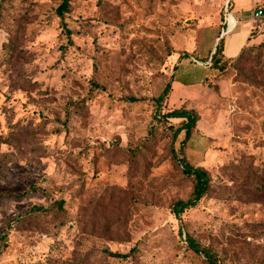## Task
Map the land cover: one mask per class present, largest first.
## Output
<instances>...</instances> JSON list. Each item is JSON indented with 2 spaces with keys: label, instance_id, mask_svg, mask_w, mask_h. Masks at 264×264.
<instances>
[{
  "label": "rangeland",
  "instance_id": "obj_1",
  "mask_svg": "<svg viewBox=\"0 0 264 264\" xmlns=\"http://www.w3.org/2000/svg\"><path fill=\"white\" fill-rule=\"evenodd\" d=\"M251 1L70 0L68 40L60 0H0V264H206L187 236L220 264H264V4ZM250 16L261 37L213 70ZM174 75L165 112L197 116L183 154L211 180L182 237L171 207L194 182L171 156L181 121L154 126ZM54 202L63 212L25 217Z\"/></svg>",
  "mask_w": 264,
  "mask_h": 264
},
{
  "label": "trees",
  "instance_id": "obj_2",
  "mask_svg": "<svg viewBox=\"0 0 264 264\" xmlns=\"http://www.w3.org/2000/svg\"><path fill=\"white\" fill-rule=\"evenodd\" d=\"M262 9H264V7ZM70 11H71L70 0H60V5L57 9V15L58 18L60 19V26L62 28V31L66 35L68 40H70L71 36H70V31L68 30L66 25V17L70 13ZM253 45L244 47L236 57L227 59L223 54L224 38H222L215 50V53L211 55V58H208L210 59L211 62V68L219 72H224L230 63L232 64L237 63L249 48H253ZM202 61L205 62L206 60L204 59ZM174 81H175V75L172 76L171 80L165 85L162 93L155 100L156 114L154 116V120L156 124L154 126L155 127L166 126L171 120L181 121V126L174 132L172 137L171 156L174 162L181 168L182 173L186 177L191 178L194 182L193 190L189 198L185 201H178L175 204H173V206L171 207L172 213L174 214L176 220L180 224L179 235L182 237L184 234L183 215L185 214L186 211L196 208L198 204L202 201V199L208 195L211 188V180L206 171H204L201 168L193 167L187 161V159L184 157L183 154L185 146L190 141L193 131L196 127V123L198 122L197 116L191 111H188L186 109H178V110L165 112V103L169 98L171 92V85ZM92 84L93 87L100 88L98 84H96L95 82H93ZM133 101L136 100L133 99ZM181 134H183V140L181 141L179 149L176 150L175 143L177 142ZM1 144L2 143H0V146ZM27 195L28 192L22 196L26 197ZM55 209H57L59 212H63V203L54 202L50 207L47 208L33 207L28 211L25 217H29V216L49 217L53 215ZM21 219L22 217H18L15 220L19 221ZM57 233L58 232H55L54 234L55 238ZM6 240H7V234H4L1 237V241L5 242ZM185 241L188 249L194 252L197 256L202 257L206 264H220L218 256L209 247H205L201 245L190 236H187ZM134 252L135 249H133L130 252V255L133 254ZM109 254H110L109 256L111 257L123 258V259L129 256V254L128 255H119V254H111V253Z\"/></svg>",
  "mask_w": 264,
  "mask_h": 264
},
{
  "label": "crops",
  "instance_id": "obj_3",
  "mask_svg": "<svg viewBox=\"0 0 264 264\" xmlns=\"http://www.w3.org/2000/svg\"><path fill=\"white\" fill-rule=\"evenodd\" d=\"M251 2L252 3L250 4V7H249L250 10L254 7H258L261 4H264V0H255V1H251ZM263 7L259 8V9H262ZM229 18H231L233 20V22H234L233 28H235L236 24H237L236 19L233 17L232 14L229 15ZM256 22H257L256 19L254 17H251V16L247 20H243L240 18V21H239L240 34L235 35L233 37V39H231L229 42L231 49L233 47L236 52L238 51V53L235 54L234 56H228L226 53V49L224 47L223 54H224L225 58L230 59V58L236 57L244 47L253 45L258 41V37H261V34L259 35L258 34L259 32H257V30H256V28H257ZM228 24L230 25L229 19H228ZM254 33L258 34L257 38H255L253 36ZM225 39L226 38L224 37V44H225ZM190 77L191 76H185L184 78L181 77V78H178L177 80L184 83L183 86H186V87L198 85V83L200 81L198 79H195L194 77H192V78H190Z\"/></svg>",
  "mask_w": 264,
  "mask_h": 264
},
{
  "label": "built area",
  "instance_id": "obj_4",
  "mask_svg": "<svg viewBox=\"0 0 264 264\" xmlns=\"http://www.w3.org/2000/svg\"><path fill=\"white\" fill-rule=\"evenodd\" d=\"M255 16H256L257 18L264 17V9H259V10L256 12ZM228 30H229V24H228V26H227V30H226V31L223 30V32H222V37H224L227 33H229Z\"/></svg>",
  "mask_w": 264,
  "mask_h": 264
},
{
  "label": "bare ground",
  "instance_id": "obj_5",
  "mask_svg": "<svg viewBox=\"0 0 264 264\" xmlns=\"http://www.w3.org/2000/svg\"><path fill=\"white\" fill-rule=\"evenodd\" d=\"M229 22H230V20H229Z\"/></svg>",
  "mask_w": 264,
  "mask_h": 264
}]
</instances>
